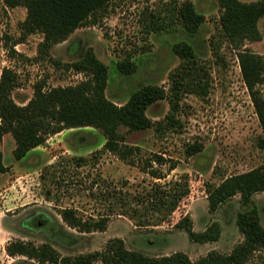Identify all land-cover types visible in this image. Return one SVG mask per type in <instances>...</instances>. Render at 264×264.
<instances>
[{
	"label": "rangeland",
	"instance_id": "obj_1",
	"mask_svg": "<svg viewBox=\"0 0 264 264\" xmlns=\"http://www.w3.org/2000/svg\"><path fill=\"white\" fill-rule=\"evenodd\" d=\"M184 1L204 16L193 36L172 18L174 9ZM219 15L214 0H111L95 25L78 28L67 40L52 46L46 56L39 55L41 34L22 36L20 25L26 10L9 8L0 0V75L4 68L16 74L12 97L18 105L32 98L37 84L47 90L84 81L86 75L68 65L80 60L88 49L108 67L105 95L117 105H123L133 91L145 85L162 87L171 95V75L182 64L172 52L173 44L186 42L196 56V68L182 81L174 110L168 100L158 101L146 111L154 123L152 128L135 132L120 129L126 145L135 150L131 162L104 151L103 134L89 127L51 136L20 161L12 154V136H3L0 152L8 170L0 174V204L6 203L5 209L23 206L6 213L10 233L6 244L0 245V264H37L6 254V246L18 240L35 247L48 243L60 257H74L100 251L109 240L120 239L126 249L148 257L180 252L193 262L209 252L227 255L243 241L236 226L237 213L243 208L240 196L214 212L207 202L209 188L223 179L264 166L260 124L242 80L237 51L221 34ZM258 29L261 40L246 41L242 49L264 57V17ZM125 61L135 65L133 73L117 70ZM169 114L174 124L166 123ZM197 148L199 152L188 154ZM77 158L85 159L84 165L78 166ZM151 171H157L161 178H153ZM12 184L11 195L1 194ZM175 184L187 195L166 221L158 226H139V219L129 215L130 209L137 207L135 197L155 185L169 189ZM109 194L122 197L130 206L125 215H119L122 210L116 207L104 232L81 234L67 227L58 215L64 208L76 209L83 218L109 214L110 203L103 198ZM250 206L258 210L264 227V192L255 194ZM184 217L190 218L194 232L217 223L219 239L202 244L191 241L186 231L175 227ZM247 264H264V252H255Z\"/></svg>",
	"mask_w": 264,
	"mask_h": 264
},
{
	"label": "trees",
	"instance_id": "obj_2",
	"mask_svg": "<svg viewBox=\"0 0 264 264\" xmlns=\"http://www.w3.org/2000/svg\"><path fill=\"white\" fill-rule=\"evenodd\" d=\"M214 1L220 9L218 23L221 34L237 51L242 80L259 121L262 131L260 142L264 145V57L242 49L244 42H257L262 38L258 23L264 17V0L250 3L240 0ZM110 2L111 0H4L9 8L23 7L26 10V18L20 25L22 36L41 34L43 40L38 47L39 55L46 56L52 46L67 40L78 28L95 25ZM172 18L190 36L195 35L204 22V16L188 1L174 9ZM172 52L182 60V64L171 75L174 84L171 95L168 96L162 87L145 85L133 91L123 105L113 103L105 95L109 81L108 67L97 59L91 49L85 50L80 60L68 65V68L84 73V81L74 86L47 90L43 88L44 85L37 84L32 98L24 105H18L12 97L17 86L16 74L4 68L0 75V141L4 135H11L15 143L13 157L20 161L32 150L43 146L51 136L64 130L89 127L103 134L104 151L120 160L131 162L129 160L135 150L126 145L120 129L135 132L152 128L154 123L146 115L148 108L158 101L168 100L174 110V100L178 99L182 81L189 71L196 68V56L189 44H173ZM135 68L133 63L127 61L117 65V70L122 74L133 73ZM194 81L200 84L199 81ZM198 84L196 87L199 89ZM166 119L167 124L175 122L172 114ZM159 128L162 127L159 125ZM199 151L200 148L191 149L188 154L194 155ZM2 159L0 152V174L8 170ZM156 160L161 164L159 157ZM85 161L77 158L75 162L82 166ZM150 174L153 178H161L157 171H151ZM262 192L264 166L227 177L209 188L207 202L211 212L236 195L240 196L243 206L236 216V226L243 241L227 255L209 252L204 258L194 262L180 252L153 258L126 249L120 239L109 240L100 251L74 257H60L48 243L35 247L19 240L9 243L5 252L11 258L24 257L37 264H247L255 252H264V227L261 226L258 210L250 206L252 197ZM186 195L187 191L178 184L169 189L155 185L146 194L135 197L137 207L130 209L129 215L139 219V226H158L177 210ZM103 198H107L110 203L109 214L83 218L76 209L64 208L58 211V215L67 227L81 234L104 232L113 210L118 207L122 210L119 215H125L128 214L127 207L130 205L115 194ZM141 206L142 209L139 208ZM175 227L186 231L189 239L196 243L214 242L220 237L217 223H212L202 232H194L192 221L189 217H184Z\"/></svg>",
	"mask_w": 264,
	"mask_h": 264
},
{
	"label": "crops",
	"instance_id": "obj_3",
	"mask_svg": "<svg viewBox=\"0 0 264 264\" xmlns=\"http://www.w3.org/2000/svg\"><path fill=\"white\" fill-rule=\"evenodd\" d=\"M12 187H14L13 184H12V186H8L7 188H5L1 192V194L2 193H5V192H9L8 195H11ZM5 204L6 203H4L2 205L0 204V245L1 244H4V243L6 244V242L9 240L7 238V236L10 233V230L7 228V225L5 224V221H6V218H7L6 213L11 212V210H15V208H19V207H22L23 206V205H19V206L13 207V209H5ZM7 204H13L14 205L15 204V201H12L11 203L9 201Z\"/></svg>",
	"mask_w": 264,
	"mask_h": 264
}]
</instances>
